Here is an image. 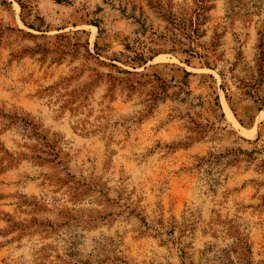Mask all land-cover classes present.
<instances>
[{"label":"rangeland","instance_id":"1","mask_svg":"<svg viewBox=\"0 0 264 264\" xmlns=\"http://www.w3.org/2000/svg\"><path fill=\"white\" fill-rule=\"evenodd\" d=\"M73 240L264 264V0H0V264Z\"/></svg>","mask_w":264,"mask_h":264},{"label":"trees","instance_id":"2","mask_svg":"<svg viewBox=\"0 0 264 264\" xmlns=\"http://www.w3.org/2000/svg\"><path fill=\"white\" fill-rule=\"evenodd\" d=\"M76 245L77 243L74 240L69 241L65 253L74 264H121L122 262L114 250L110 249L106 244L99 243L98 248L85 257L79 255L76 251ZM245 249L248 253H251L249 246H245ZM229 252V250H223L214 261L218 262V264H253L250 258L234 261L230 258ZM238 257L240 256L238 255ZM190 264H193V262L191 261Z\"/></svg>","mask_w":264,"mask_h":264}]
</instances>
